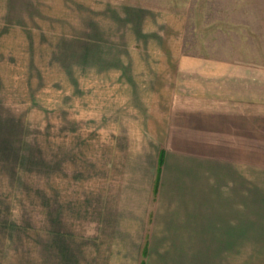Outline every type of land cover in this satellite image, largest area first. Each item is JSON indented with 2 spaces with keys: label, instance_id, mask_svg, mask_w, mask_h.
Listing matches in <instances>:
<instances>
[{
  "label": "rangeland",
  "instance_id": "obj_1",
  "mask_svg": "<svg viewBox=\"0 0 264 264\" xmlns=\"http://www.w3.org/2000/svg\"><path fill=\"white\" fill-rule=\"evenodd\" d=\"M228 67L264 71V0H19L10 10L0 0V264H40L41 190L102 178L104 132L121 116L133 127L130 117L170 86L222 83ZM255 249L241 251L240 263L264 258Z\"/></svg>",
  "mask_w": 264,
  "mask_h": 264
},
{
  "label": "crops",
  "instance_id": "obj_2",
  "mask_svg": "<svg viewBox=\"0 0 264 264\" xmlns=\"http://www.w3.org/2000/svg\"><path fill=\"white\" fill-rule=\"evenodd\" d=\"M222 75L170 86L133 127L121 116L104 132L102 178L41 190L40 264H241V251L264 252L250 212L264 71Z\"/></svg>",
  "mask_w": 264,
  "mask_h": 264
}]
</instances>
